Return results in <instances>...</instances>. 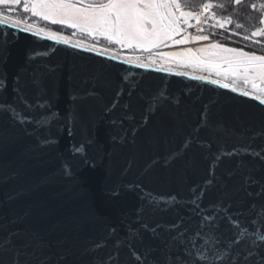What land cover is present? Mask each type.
I'll return each mask as SVG.
<instances>
[{
  "label": "water",
  "instance_id": "95a60500",
  "mask_svg": "<svg viewBox=\"0 0 264 264\" xmlns=\"http://www.w3.org/2000/svg\"><path fill=\"white\" fill-rule=\"evenodd\" d=\"M185 47L193 48L191 44ZM0 49L5 52L0 56V79L6 81V87L0 88V104L13 105L36 119L49 111L59 114L48 117L50 126L45 124L32 134V124L21 127L0 110V173L20 171L22 175L21 180L7 184L0 181V201L26 190L17 199L0 203V219L7 216L9 230L39 232L45 239L42 255L48 264H99L109 255L118 256L114 264H138L127 246L129 241L136 252L148 254L150 261L165 264L168 233L164 228L181 216H189L184 201L190 198L193 185L202 184L208 177L210 167L224 177L229 188L236 189L231 195L232 211H243L237 218L252 229L248 222L255 218V212L250 206L264 203V197L248 198L239 185L245 171L264 180V162L243 155L224 158L217 166L213 157L217 152L233 148L239 152L249 145L264 148V105L258 100L241 96L240 89L232 92L205 81L137 68L121 63L119 55L117 60H110L106 55L56 44L5 25H0ZM129 87H134L131 98L127 95ZM18 88L28 103L35 106L47 102L50 109L26 108ZM121 89L125 94L113 109ZM89 90L98 97L75 102L70 98ZM161 90L180 99V107L169 105L151 116L135 137L131 133L133 123L124 120L122 127L128 134L121 142L122 127L111 121L131 115L139 125L147 99ZM126 101H130L127 110L122 107ZM206 104L212 129H202L199 138L210 140L212 147L201 149L192 144L183 149ZM168 112L179 113V121ZM70 115L72 135L68 132ZM48 139L58 143L41 146V140ZM80 144L85 145L87 159L95 167L72 155L73 145ZM177 151L182 157L168 162L169 155ZM241 161L243 167L239 166ZM65 163L78 180L66 178ZM229 171L237 174L228 179ZM113 191L118 195H112ZM173 195L179 197L173 210H155L148 202ZM220 196L216 188L203 202L207 205ZM26 212L23 223H10ZM141 222L160 228L153 233L141 228ZM227 227L223 224L220 231ZM225 234L232 236V232ZM98 242L102 246L94 249ZM177 255H182L179 248L172 251L173 257ZM3 259L4 264H11L12 256Z\"/></svg>",
  "mask_w": 264,
  "mask_h": 264
},
{
  "label": "snow or ice",
  "instance_id": "6c2138e0",
  "mask_svg": "<svg viewBox=\"0 0 264 264\" xmlns=\"http://www.w3.org/2000/svg\"><path fill=\"white\" fill-rule=\"evenodd\" d=\"M22 2L23 12L30 13L32 17H38L52 25H61L64 28L72 29L74 30L73 35L86 34L94 40L103 38L110 44L118 45L120 50H128L133 53V55L122 58L121 63L142 69L151 68L156 72L187 77L196 81H205L223 89H230L232 92L238 91L235 86L236 82L242 80L245 85L250 87L240 91L239 94L245 97L251 96L252 99L258 100L261 105H264V54L229 47L220 42H210L195 49L189 47L173 52L156 51L192 42L210 41V36L207 34L193 36L187 31L188 28L208 24L209 21H212L211 27H218L229 32V38L240 35L243 41H251L254 45H264V41L257 39L264 37V3H252L249 6L260 14L259 26L254 25L250 32L245 29L247 34H242L228 28V25L233 23L231 16L217 17L216 13L212 11L213 8H223L224 5L212 2L202 3L199 10L196 11L192 10L191 0H0V5L6 6L11 13L12 8L19 6ZM242 2L243 0H232V3L237 6ZM22 24H24L22 20L0 11V25L18 28L42 39L54 41L56 44L95 52L97 55H106L110 60L118 59L116 54L106 48L74 42L68 35L57 31L35 27L31 24H24L22 27ZM235 27L242 28L243 25L236 23ZM204 31V27H197V32L203 33ZM138 52L150 55L144 58L135 54ZM3 55L5 52L0 49V56ZM203 73H207V76ZM126 80L127 78H125ZM4 87H6V81L0 79V88ZM133 91L134 87H129L127 92L129 98ZM17 92L20 94L21 103H24L26 108L50 109L51 107L47 102L34 106L26 101L19 88ZM124 94L123 89L117 91L111 108L119 106L120 98ZM89 96L98 97V93L89 90L82 96L72 94L70 98L75 102ZM129 102L126 101L122 105L125 110L129 108ZM181 103L180 99L161 90L147 99V107L139 125L135 124L131 115H125L120 121L112 120L111 123L120 124L122 127L124 120L132 122L131 133L135 137L140 127L147 126L151 116L167 110L169 105L179 108ZM0 110L6 111L9 117L21 127L32 124L34 126L32 134H35L45 124L50 126L48 117L59 116L58 113L49 111L46 116L36 119L23 115L15 106L7 104H0ZM108 110L106 109V111ZM207 112L208 105L206 104L200 115V123L193 129V134L183 143V149H189L192 144L201 149L212 147L210 140L203 141L199 138V132L202 129H212ZM168 114L174 120L179 121V113L168 112ZM72 127L73 120L70 115L69 135L73 134ZM25 130L27 131V129ZM122 131L123 135L120 139L121 142H124L128 133L123 130V127ZM2 140L3 137L0 136V141ZM54 143H58V141L41 140V146ZM72 155L81 156L86 165L95 167L87 159L84 144L73 145ZM182 155L183 153L180 151L173 152L167 158L168 162L181 158ZM243 155L264 162V148L258 150L250 145L242 147L239 152L235 148L222 153L217 152L213 157V162L219 166L224 158ZM239 166L243 167V161ZM63 172L66 178L79 179L67 163L63 166ZM236 174L229 171L227 178L232 179ZM21 179L20 171L0 173V181L5 184ZM216 188L220 189L221 196L215 202L205 205L203 202L205 195L212 193ZM253 188L256 190L252 191ZM239 189L248 198H262L264 197V180L245 171ZM190 192V198L184 201L189 216H181L175 223L166 225L164 228V231L168 233L165 264H264V250H261L264 248V203L260 205L254 203L250 206V210L255 212V218L248 222L253 226L252 229H249L242 220L237 218L243 216V211H232L231 195L236 192V189L229 188L227 181L224 177L218 176L215 169L210 167L208 177L202 184L193 185ZM22 194H26V190L21 189L15 195H9L5 201H0V203L17 199ZM111 194L118 195L115 191ZM225 199H227V203H225ZM178 201L179 197L173 195L167 198L161 197L155 201L149 199L148 202L154 206L155 210L169 211L176 207ZM97 215L99 214L97 213ZM27 217L28 213L26 212L15 217L10 223H23ZM193 218H196L195 224L192 223ZM225 223L228 227L222 232L220 229ZM8 224L7 216L0 219V233H4L0 235V264H4L3 258L8 254L12 256L11 264H48V258L42 255L45 247L44 237L39 232L29 229L9 230ZM141 228L157 233L160 226L152 227L146 222H141ZM111 232H115L114 227ZM226 232H232V236H227ZM101 246L102 242H98L93 248L99 249ZM127 246L132 250L133 258L138 264H155L154 261L149 260L148 254L136 252L131 241ZM117 247H119V242H117ZM177 248L181 250L182 255L173 257L172 251ZM60 258L63 259V255ZM115 260H118V256L109 255L99 261V264H114Z\"/></svg>",
  "mask_w": 264,
  "mask_h": 264
},
{
  "label": "trees",
  "instance_id": "16d2710c",
  "mask_svg": "<svg viewBox=\"0 0 264 264\" xmlns=\"http://www.w3.org/2000/svg\"><path fill=\"white\" fill-rule=\"evenodd\" d=\"M205 2H212L213 4H223V8H213L212 10L216 13L217 17H224V16H231L233 23L231 25H228V28L232 31H236L238 33L242 34H247L245 32V29L250 32L253 28V26H259L258 25V18H259V13L253 11L249 6L252 3H264V0H243L241 5H234L232 3V0H191L192 4V10L196 11L199 10V6L202 3ZM212 23V21H211ZM210 23V24H211ZM236 23H240L243 25L242 28H236L235 25ZM209 32H217L220 35H224L226 38H229L230 33L225 31L224 29L220 28H213L209 27L208 30ZM233 40H238L240 42H244L246 44H252L251 41H243L240 35L237 36H231L230 37ZM261 41H264V37H259L257 38ZM254 45V44H252ZM257 49H261V51H264V45H254Z\"/></svg>",
  "mask_w": 264,
  "mask_h": 264
},
{
  "label": "rangeland",
  "instance_id": "374dc122",
  "mask_svg": "<svg viewBox=\"0 0 264 264\" xmlns=\"http://www.w3.org/2000/svg\"><path fill=\"white\" fill-rule=\"evenodd\" d=\"M2 6V5H1ZM0 11H3V12H5V14H10L13 18H15V19H20V20H22L23 22H24V24H31V25H33V26H35V27H40V28H44V29H47V30H51V31H57V32H59V33H61V34H63V35H68L72 40H75V41H77V42H82L83 44H86V45H95L96 47H98V48H106V49H108L111 53H116V54H118L119 56H121V57H126V56H129V55H133V53H131L130 51H128V50H120L119 49V46H115V48H113V47H110V46H107V45H102V44H99V43H96V42H90V41H88V40H85V39H83V38H79L77 35H73V34H68V32H64L63 30H58V29H56V28H54V27H52V26H50V24H44V23H39L38 22V20H33V19H30V17L28 16L27 17V15H25V16H21V15H17V14H12V13H9V10H6V9H0ZM213 11V10H212ZM39 19V18H38ZM195 22L193 21V24H194ZM211 23V21H209V23L208 24H204V25H198V26H196V27H192V28H188L187 29V31L191 34V35H193V36H195V35H200V34H207V35H209L210 36V41H202V42H192V43H190V44H194V45H196V44H200V45H203L204 43H210V42H220V43H222V44H224V45H226V46H229L227 43H223V42H221V41H218V40H216V38H212V35H211V33H214L213 31H211V33L209 32V31H207L208 30V28L210 27V24ZM24 24H22V25H24ZM204 27V29L206 30V31H204L203 33H199V32H197V27ZM208 32V33H207ZM215 37V36H214ZM217 38H220V37H217ZM222 39H223V37H222ZM240 42V41H239ZM242 43H244V42H242ZM246 44V43H245ZM202 47V46H201ZM230 47V46H229ZM250 47H252V48H254V49H257L256 47H254V45H252L251 44V46ZM195 48H197V47H195ZM245 50V49H244ZM156 51H168V52H173V51H179V48H178V46H174V47H169V48H165V49H159V50H156ZM247 51V50H246ZM136 55H141L142 57H144V58H146V57H148L150 54L149 53H135ZM240 85H243L244 86V88H249L250 86L249 85H245L244 84V82L242 81V80H240V81H237L236 82V87L237 86H240Z\"/></svg>",
  "mask_w": 264,
  "mask_h": 264
},
{
  "label": "flooded vegetation",
  "instance_id": "af4514ba",
  "mask_svg": "<svg viewBox=\"0 0 264 264\" xmlns=\"http://www.w3.org/2000/svg\"><path fill=\"white\" fill-rule=\"evenodd\" d=\"M0 9H6L8 10V8L6 6H1L0 5ZM12 14H17V15H21V16H25L27 15V17L29 16L30 19H33V20H38L39 23H44V24H50L49 22L47 21H43L41 19H38V17H32L30 13H25L23 12V2L19 5V6H16V7H13L12 8V11H11ZM50 26L56 28V29H60V30H63L64 32H68V34H73V31L72 29H67V28H64L63 26L61 25H52L50 24ZM206 31V30H205ZM208 33V32H207ZM211 33V32H210ZM79 38H83L85 40H88L90 42H96V43H99V44H102V45H107V46H110V47H113L115 48V46H118V45H115V44H110L108 41L104 40L103 38H97L96 40H94L93 38L87 36L86 34H80V33H77L76 34ZM212 35V38H216V40L218 41H221L223 43H227L230 47H237V48H242V49H245L249 52H255L256 54H264V51L261 49H254L251 46V44H245V43H242V42H239L238 40H233L231 38H226L224 35H220L219 33L217 32H214V33H211ZM215 36V37H214ZM217 37H220V38H217ZM223 37V39H222ZM190 44V43H189ZM207 43H204L203 45H200V44H191L193 46V48L195 49V47H201V46H205ZM179 50H183L185 47V45L183 46H178ZM165 49V48H164Z\"/></svg>",
  "mask_w": 264,
  "mask_h": 264
},
{
  "label": "bare ground",
  "instance_id": "6f19581e",
  "mask_svg": "<svg viewBox=\"0 0 264 264\" xmlns=\"http://www.w3.org/2000/svg\"><path fill=\"white\" fill-rule=\"evenodd\" d=\"M24 25H22V27H23ZM74 42H77V41H75V40H73ZM86 45V44H85ZM116 54V53H115ZM116 55H118V54H116ZM121 57V56H120ZM122 58H124V57H122ZM190 71V70H189ZM204 75H206L207 76V73H203ZM214 78V77H213ZM237 88L238 89H240L241 91H243V90H245L246 88H244V86L243 85H240V86H237Z\"/></svg>",
  "mask_w": 264,
  "mask_h": 264
}]
</instances>
